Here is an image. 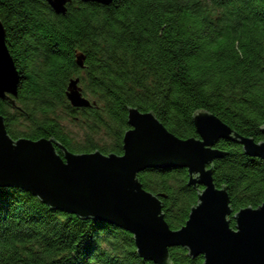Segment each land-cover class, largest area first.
Masks as SVG:
<instances>
[{
    "label": "trees",
    "instance_id": "1",
    "mask_svg": "<svg viewBox=\"0 0 264 264\" xmlns=\"http://www.w3.org/2000/svg\"><path fill=\"white\" fill-rule=\"evenodd\" d=\"M6 44L20 75L15 105L0 99L12 138H51L75 153L122 154L127 109L153 112L179 138L196 137L195 112L209 111L240 135L264 141V0H72L56 14L45 0H0ZM83 54V66L76 62ZM79 78L91 106L66 97ZM66 109L90 135L75 144L60 122ZM18 125V127H16ZM213 181L225 187L232 215L264 202V158L221 139ZM62 155V151L57 148ZM159 196L172 229L183 225L202 187L182 167L139 172ZM231 217V216H230ZM232 218V217H231ZM234 226V221H231ZM169 264H202L182 246ZM0 264H154L136 253L132 234L42 202L20 187H0Z\"/></svg>",
    "mask_w": 264,
    "mask_h": 264
},
{
    "label": "water",
    "instance_id": "2",
    "mask_svg": "<svg viewBox=\"0 0 264 264\" xmlns=\"http://www.w3.org/2000/svg\"><path fill=\"white\" fill-rule=\"evenodd\" d=\"M45 1L56 14H65L72 0ZM83 58L82 53L76 56L80 67ZM19 81L0 20V99L15 105ZM79 81L70 79L67 100L76 108L91 106ZM126 117L123 153L104 154L75 153L51 138H12L0 114V187H20L54 209L120 226L132 234L137 255L154 264H169V248L178 246L192 257L202 254V264H264V202L232 215L227 189L216 186L212 167L224 154L215 147L221 139H233L248 155L262 158L264 141L240 135L209 111L195 112L197 136L185 139L172 134L151 111L129 107ZM163 167L185 168L187 183L202 187L177 229L164 219L161 195L145 189L138 178L145 169Z\"/></svg>",
    "mask_w": 264,
    "mask_h": 264
},
{
    "label": "rangeland",
    "instance_id": "3",
    "mask_svg": "<svg viewBox=\"0 0 264 264\" xmlns=\"http://www.w3.org/2000/svg\"><path fill=\"white\" fill-rule=\"evenodd\" d=\"M57 113L65 131L68 132L75 144H81L86 141L88 135H90L91 140L98 145L110 144L113 141L110 134H108L105 130L92 134L87 132V129L79 120L81 119L80 112L71 115L69 111H66V109L59 108ZM16 127H18V125Z\"/></svg>",
    "mask_w": 264,
    "mask_h": 264
}]
</instances>
